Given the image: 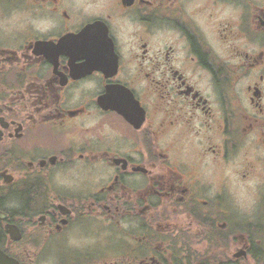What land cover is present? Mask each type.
I'll use <instances>...</instances> for the list:
<instances>
[{
	"label": "flooded vegetation",
	"instance_id": "obj_1",
	"mask_svg": "<svg viewBox=\"0 0 264 264\" xmlns=\"http://www.w3.org/2000/svg\"><path fill=\"white\" fill-rule=\"evenodd\" d=\"M0 261L264 264V0H0Z\"/></svg>",
	"mask_w": 264,
	"mask_h": 264
},
{
	"label": "water",
	"instance_id": "obj_2",
	"mask_svg": "<svg viewBox=\"0 0 264 264\" xmlns=\"http://www.w3.org/2000/svg\"><path fill=\"white\" fill-rule=\"evenodd\" d=\"M0 264H6V263H5V262H1V261H0Z\"/></svg>",
	"mask_w": 264,
	"mask_h": 264
}]
</instances>
